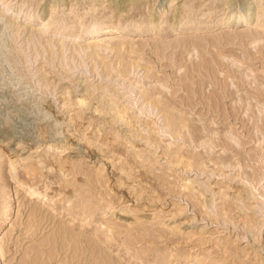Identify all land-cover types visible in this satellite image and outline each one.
Here are the masks:
<instances>
[{
    "label": "rangeland",
    "instance_id": "obj_1",
    "mask_svg": "<svg viewBox=\"0 0 264 264\" xmlns=\"http://www.w3.org/2000/svg\"><path fill=\"white\" fill-rule=\"evenodd\" d=\"M0 1V264H264V0Z\"/></svg>",
    "mask_w": 264,
    "mask_h": 264
},
{
    "label": "bare ground",
    "instance_id": "obj_2",
    "mask_svg": "<svg viewBox=\"0 0 264 264\" xmlns=\"http://www.w3.org/2000/svg\"><path fill=\"white\" fill-rule=\"evenodd\" d=\"M1 4H4V2H1L0 1V5ZM11 6V5H10ZM6 12H10V9L9 8H7L6 9ZM10 14H11V17H13V19H11V20H14V19H16L17 20V18H19V16H21L23 13H22V11H15V10H12L11 12H10ZM32 14V13H31ZM247 14H249V12L247 13ZM28 18V17H27ZM249 19H250V17H249V15H240V13H238L237 15H232V16H230L228 19H226V20H224V22L225 23H228L229 25H231V24H238V23H240V24H242V25H246V24H248V22H249ZM15 20V21H16ZM11 22V21H10ZM9 23V22H8ZM12 23V22H11ZM15 23V22H14ZM16 24V23H15ZM96 25V24H95ZM14 26V25H13ZM100 31H101V27H99V26H92V27H90V28H87L86 30H83L82 32H84L85 33V35H88V36H90V37H95V36H97V35H99V33H100ZM105 31H107V32H110V31H113V29L112 28H107ZM58 32H62V31H58ZM134 32V31H133ZM63 33V32H62ZM64 33H66V34H69V32H64ZM67 37H69L70 35H66ZM66 36H65V38H66ZM62 37H64V36H62ZM117 38H120V39H125L126 38V36H123V35H121V34H118L117 36H116ZM73 39V38H72ZM75 39V38H74ZM107 42H109L108 40H107ZM57 43H59V45L62 47V50L65 48V47H67V45H68V42H66V41H64V40H62V41H58ZM74 46H76V45H74ZM94 47L95 49H96V47H101V46H104L105 48H107V47H109L108 46V43H103V41H101L100 40V42H93L92 44H87V45H85V46H81L82 47V49H85V48H88V47ZM122 46V45H121ZM123 47V46H122ZM132 51H134V49L132 50ZM264 60V59H263ZM260 62V61H259ZM17 84V83H16ZM14 101V100H13ZM155 104H157V102H154ZM118 114H123V113H121V112H117ZM30 131V130H29ZM189 165H191V163H189ZM18 183H19V185H22L23 183L21 182V181H17ZM27 190L29 191V193L31 194V195H33V196H35V197H38L39 198V196H40V199H43V200H47V198H45V195H43V194H41V193H39L38 191H36L34 188H32V187H28L27 188ZM42 200V201H43ZM1 239L3 238V236H1L0 237ZM91 254H93V250L91 251ZM104 254L101 252V251H97V256H96V258H95V264H102L103 263V258L105 257V256H103ZM77 257V256H76Z\"/></svg>",
    "mask_w": 264,
    "mask_h": 264
}]
</instances>
